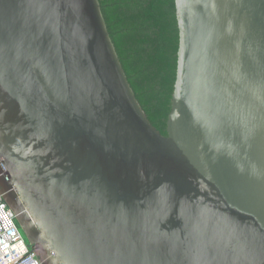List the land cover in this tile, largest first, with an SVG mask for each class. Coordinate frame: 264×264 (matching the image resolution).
Wrapping results in <instances>:
<instances>
[{"label":"water","instance_id":"95a60500","mask_svg":"<svg viewBox=\"0 0 264 264\" xmlns=\"http://www.w3.org/2000/svg\"><path fill=\"white\" fill-rule=\"evenodd\" d=\"M164 136L98 0H0V196L42 264H264V0H175Z\"/></svg>","mask_w":264,"mask_h":264},{"label":"trees","instance_id":"16d2710c","mask_svg":"<svg viewBox=\"0 0 264 264\" xmlns=\"http://www.w3.org/2000/svg\"><path fill=\"white\" fill-rule=\"evenodd\" d=\"M98 1L136 102L168 136L180 41L175 0Z\"/></svg>","mask_w":264,"mask_h":264},{"label":"built area","instance_id":"2783aa9c","mask_svg":"<svg viewBox=\"0 0 264 264\" xmlns=\"http://www.w3.org/2000/svg\"><path fill=\"white\" fill-rule=\"evenodd\" d=\"M0 264H42L0 196Z\"/></svg>","mask_w":264,"mask_h":264},{"label":"rangeland","instance_id":"374dc122","mask_svg":"<svg viewBox=\"0 0 264 264\" xmlns=\"http://www.w3.org/2000/svg\"><path fill=\"white\" fill-rule=\"evenodd\" d=\"M20 231H21V233L23 234V237L25 238V235H24V233H23V231L20 229Z\"/></svg>","mask_w":264,"mask_h":264}]
</instances>
